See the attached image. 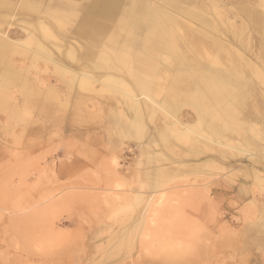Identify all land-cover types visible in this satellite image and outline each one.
I'll return each mask as SVG.
<instances>
[{
	"label": "rangeland",
	"instance_id": "obj_1",
	"mask_svg": "<svg viewBox=\"0 0 264 264\" xmlns=\"http://www.w3.org/2000/svg\"><path fill=\"white\" fill-rule=\"evenodd\" d=\"M96 2L44 0L41 14L16 10L15 15L0 7V56L13 52L14 70L23 69L37 95L29 102L20 84L0 77V264H264V0H183L185 12L168 0H108L104 13V4ZM147 2L150 13L144 12ZM131 4L135 10L123 17ZM89 8L96 11L95 28L86 21ZM42 17L62 41L36 31L47 49L25 30L31 25L26 22ZM157 18L190 58L183 56L182 65L164 60L167 75L156 79L160 88L154 94L159 102L137 97L143 114L135 135L129 124L119 129L109 111L114 106L129 122L135 113L124 106L125 92H114L122 90L119 83L105 80L108 75L125 78L122 71L90 66L94 82L83 87L71 73L82 70V63L100 62L93 53L98 55L102 46H94V37L111 32L120 39L130 33L122 22L132 25L133 35H145L148 20ZM71 44L77 47L74 61L66 53ZM109 53L131 67L159 59L148 52L137 51L133 58L122 50ZM196 61L200 68L223 70L229 79L214 80L211 93L200 75L204 68L193 67ZM185 62L192 70L178 71L187 67ZM126 78L133 89L126 93L135 100L133 79ZM174 78L185 86L178 98H190V104L172 96L163 100ZM191 80L192 88L199 81L207 103H192ZM220 84L222 92L216 91ZM212 100L214 123L207 127L203 107L210 111ZM166 101L184 103L177 120L169 119ZM175 120L180 128L206 132L208 139L194 129L198 134L175 137L170 133ZM152 190L157 191L154 200L164 190L165 200L157 215L148 208L142 221ZM152 216L155 233L147 241ZM141 244H148L149 252Z\"/></svg>",
	"mask_w": 264,
	"mask_h": 264
},
{
	"label": "crops",
	"instance_id": "obj_2",
	"mask_svg": "<svg viewBox=\"0 0 264 264\" xmlns=\"http://www.w3.org/2000/svg\"><path fill=\"white\" fill-rule=\"evenodd\" d=\"M96 1L97 2L95 4L97 5V3H98V5L100 7L102 4H104L102 7L103 8L102 11L104 13L105 12L104 9H106V7L108 5L106 3V1H108V0H96ZM132 1H134V0H131V2ZM150 1L152 2V0H148L149 4H150ZM168 1L172 2L174 7L177 8L178 10L185 12V10H186L185 6L181 5L183 0H168ZM148 2L146 4L147 6H145L147 8L144 9V12L146 11L145 13H150L152 11V9H150L151 5H149ZM43 3H44V0H40L38 2H36L34 0H0V7L6 8V10L11 12L12 14H15L16 10L20 14H23V13H29L30 14L33 12H34V14L35 13L40 14L43 12V10H41V6ZM99 9H97V10L99 11ZM134 10H135V6L131 4L130 6H127V8L124 11L122 10V16L126 17L128 14L132 13ZM94 12L96 13L95 10L91 11L90 8L85 12V16H87L86 21L91 22V24L94 20V18H93ZM15 15H17V14H15ZM34 19H35V17H34ZM152 20L153 19L148 20V25H147V31L148 32L145 35H139V34L133 35L132 34L133 32L130 31L131 30L130 28L132 27V25H127L124 22H122V24H121L122 29L126 30V31L128 30L130 33L125 32V34H122L120 36L119 40L115 39L111 32L110 33L107 32L106 34H104L102 39H96V37H94V33L92 34V37H94V39H93L94 46H97L99 44H101V46H103L101 49L103 51H101L98 55H96V53H95V56H94V53L92 52L93 57L95 59L100 60V62H97L95 60H94V62L100 68L107 67L105 69H114V70L117 69V70L122 71L124 74H127V75L130 74V76L133 79L131 84H133V86H134L133 88L136 92L135 105L138 102L136 100L138 99L137 97L139 95H144L148 99H151L153 102H159L154 97V94H156L158 92V91H155L156 87L159 88V84L157 83L156 79L158 78L157 80H159V78L161 76H163L166 73V70L168 69V67L166 69V67L164 65H162L163 63H165L163 60L173 58L172 62H176L178 65H182V64H184L183 63V56L185 58L187 57L188 59L190 58V57L186 56V52H185L184 48L182 47V44L179 41L178 37L176 35L173 36L171 33H168V30L166 29V27L164 25L165 22H163L161 19H158V18L155 19L153 22H152ZM139 24L140 23H138V22H134V25H135L134 28L139 27ZM158 25L160 27H157ZM92 26H93V24H92ZM128 27H130V28H128ZM92 28H95V26H93ZM135 32H136V29H135ZM163 36H165L164 39H163ZM185 38L192 43V40H191L192 35L191 34L186 33ZM225 46L226 45H223L222 47H225ZM104 47L106 48L105 49L106 51H104V49H103ZM108 49L112 50V52L113 51L119 52L120 50L125 51L126 55L127 56L130 55V56H132V58H133V56H135L137 51L138 52H144V53L148 52L150 54L154 53V54H158L159 59L157 58V61L155 59L154 60H143V61H141V64H143L142 67H134V66L131 67L129 65V63L128 64L124 63V65H123L121 63H118L116 60H113ZM11 53H13V52L6 51L2 56H0V77L3 80H5L6 83H7V81H11L13 84H16V85L20 84L25 89L24 90V92H25L24 97L27 101H29V102L37 101V95L34 91V88L31 86L29 80L27 78H25L26 76H24L22 74V73H24L23 69H21L20 71L14 70L13 67H14L15 61L10 60L12 58L10 56ZM163 53H164V55H162ZM165 54L167 55V57L165 56ZM128 60L130 61L131 58H128ZM126 61L127 60H124V62H126ZM185 64L187 65V67H179L177 70L179 71L180 68H181L180 70H183L185 68V69H187V70L189 69L191 71L192 65L189 62H187V63L185 62ZM192 64H193V67H195V68L196 67H198L199 69L204 68V70H205L204 73H202L200 75L202 76V80L204 82L205 89H209L211 93L214 90V85H213L214 80H217L219 78H222L221 80L229 79L227 76H224L225 73H223L222 72L223 70H221L219 68L214 69L212 66H203L202 68H200V66H198L199 64L197 61L192 63ZM150 70L152 72L149 74ZM172 70H175V67H173ZM124 76L126 78V75H124ZM176 77H177V75L175 76V78ZM235 77H237V75ZM175 78H174L175 82L173 84L172 89L166 93V96L163 98V100H167L172 96L173 99H175L176 101L183 102L186 99L185 100L179 99L178 97H180V96H178V94H179V92H181L183 90L182 88H185V86H182L183 84L180 83V81H179L180 79L178 80ZM225 78H227V79H225ZM232 80L234 82H236V80H234L233 78H232ZM177 82L181 85L178 86ZM235 84H237V83H235ZM66 86H68L69 89L73 90L72 87L70 88L69 84H67ZM189 87H190L189 92H191L190 94H192V90L194 92V94H193L194 98L192 100V103H198V104H202V102L207 103L206 94L203 93L204 89L201 88L199 81H197V82L194 81V87L192 88V80H191V85ZM174 90H176V93H173V95H172V92ZM219 90H220V92H222L224 90V86L222 84L218 85V88L216 87V91H219ZM225 91H226V87H225ZM202 96H203V98H202ZM221 96L223 97V95H221ZM227 97H228V94L224 96V98H227ZM224 98L220 99L218 104H220L221 102H225ZM189 100H190V98H188L186 100V102L189 103ZM210 103L212 105V106H210V111L206 107L202 106L203 110H204V116L203 117H204V121H205V124L207 127H209V125H212L214 123L213 122L214 117L211 115L213 112V107H214L213 100L210 101ZM137 104H138V105H136V109L138 108L137 110L135 109V105H134V108H132V109H135L134 112L136 114L133 113V116H132V119L130 122L127 121L126 118H124V116H126V113H124V115L123 114L121 115L120 111L118 109H116L114 106H110L109 111L114 116L115 123L117 124L119 129L121 128V129L125 130V127H127V124H129V126L131 128V130L129 132L131 134H135V133L137 134V132H139L140 127H141L140 118L143 114V112H142L143 106L141 105L140 102H138ZM124 122H125V124H124ZM125 133H127V131Z\"/></svg>",
	"mask_w": 264,
	"mask_h": 264
},
{
	"label": "bare ground",
	"instance_id": "obj_3",
	"mask_svg": "<svg viewBox=\"0 0 264 264\" xmlns=\"http://www.w3.org/2000/svg\"><path fill=\"white\" fill-rule=\"evenodd\" d=\"M146 12V11H145ZM41 14V13H40ZM4 18H8V17H10L11 15L10 14H4V15H2ZM45 17V16H44ZM44 17H42V19H40L39 20V22H37V23H31V22H26L25 24L27 25V24H31V25H29V27L28 26H26L25 27V30L26 31H28V29L30 30L29 31V39L30 40H32V41H34L37 45H38V47H40V48H42V49H47V45H46V43L45 42H43L42 40H40L39 39V36H38V34H37V32L36 31H39V30H42L43 32H44V34H46L45 36H47L48 38H51V39H53V40H58V42L59 41H61V38L58 36V33L53 29V27L52 26H50L49 24H48V21L44 18ZM54 20V22L57 24V25H59L60 27H62V29L64 28V23H62V21H60V19H58V18H53ZM155 23V22H154ZM89 24V23H88ZM155 25V24H154ZM0 26H2V25H0ZM31 26H32V28H31ZM60 27H58V28H60ZM23 29V28H22ZM32 29V30H31ZM65 29V28H64ZM162 32V31H161ZM82 33V32H81ZM156 33V32H155ZM125 34V33H124ZM157 34V33H156ZM87 35V34H86ZM152 35V34H151ZM44 36V37H45ZM158 37V36H157ZM7 38H8V36H7ZM45 39H46V37H45ZM124 39V38H123ZM119 40V39H118ZM11 41V40H10ZM26 41V40H25ZM24 41V42H25ZM62 42V41H61ZM117 43V42H116ZM1 44V43H0ZM136 44V43H135ZM55 46H57V48H61V46H58L56 43H55ZM121 46V45H120ZM162 46V45H161ZM103 47V46H102ZM76 46L75 45H69V46H67V48H66V53L68 54V56L71 58H68V59H70V60H72V59H75L77 56H76ZM135 48V47H134ZM106 49V48H105ZM2 50V49H1ZM59 50V49H58ZM109 50V49H108ZM125 50V49H124ZM49 51V50H48ZM57 51V50H56ZM103 51V50H102ZM105 51V50H104ZM110 51H112V50H110ZM109 51V52H110ZM49 52H51V51H49ZM178 52V51H177ZM229 53V52H228ZM237 53H238V51H237ZM108 54V53H107ZM240 54V53H239ZM162 55H164V53L162 54ZM241 55V54H240ZM67 56V55H66ZM165 56L167 57V55L165 54ZM170 56V55H169ZM176 57V56H175ZM236 57H238V56H236ZM242 57V56H241ZM170 58V57H169ZM56 59V58H55ZM173 59V58H172ZM240 60V59H239ZM57 61V60H56ZM72 61H74V60H72ZM164 61V60H163ZM166 61V60H165ZM164 61V62H165ZM230 61V60H229ZM115 62V61H114ZM232 62V61H231ZM58 63V62H57ZM116 63V62H115ZM59 64H60V62H59ZM64 64V63H63ZM81 64V63H80ZM241 64V63H240ZM60 65H62V64H60ZM162 65H164V64H162ZM235 65V64H234ZM67 66V65H66ZM90 66H92L93 68H95V69H97V68H100L99 66H97V65H89V64H87V63H82L81 65H80V67H82V70H80V69H76L74 72H72L71 74V77L73 78V80L74 81H76V82H78V84L79 85H82V87H83V85H88L89 83H92V82H94L93 80H92V76L91 77H89L88 76V74L90 73ZM156 66V65H155ZM65 67V66H64ZM103 67V66H102ZM234 67V66H233ZM69 68V67H68ZM105 68H107V67H105ZM71 69V68H70ZM163 69V68H162ZM234 69H236V70H238V68H234ZM173 71V70H172ZM162 72V71H161ZM70 74V73H69ZM163 74V73H162ZM166 74V73H165ZM169 74H171V73H169ZM67 75V74H66ZM91 75V74H90ZM126 75V74H125ZM167 75V74H166ZM165 75V76H166ZM68 76V75H67ZM165 76H164V78H165ZM106 77V76H105ZM103 78V77H102ZM107 79H105V80H108V81H111V82H113V83H119V87H121L120 88V90L122 91H114L115 93H117V92H119L120 94H122V95H124V92H125V95H124V97L125 98H123V99H125L126 100V103H125V107H128L129 109H132V108H134V103H135V100H133V98H130V97H128V95H127V91H130V92H133V89H132V87H131V85H130V83L124 78V77H122V76H118V77H114V76H111V75H108V77H106ZM206 78V77H205ZM158 79V78H157ZM163 79V78H162ZM169 79V78H168ZM95 80H97V79H95ZM103 81V83L104 82H108V81ZM100 81V80H99ZM75 82V83H76ZM109 83V82H108ZM107 83V84H108ZM77 84V85H78ZM93 84V83H92ZM97 84V83H96ZM219 84V83H218ZM115 85V84H114ZM113 85V86H114ZM117 85V84H116ZM112 86V85H111ZM197 86V85H196ZM102 87H103V85H102ZM104 88V87H103ZM116 88H117V86H116ZM160 88V87H159ZM93 89V88H92ZM119 89V88H118ZM106 90V89H105ZM109 90H111L110 88H109ZM101 91V90H100ZM109 92V91H108ZM172 93H176V91L174 90ZM158 94V93H157ZM78 95V94H77ZM123 97V96H122ZM135 99V98H134ZM138 103V102H137ZM182 103V102H181ZM181 103H177V102H170V101H166V103H165V105H166V109L167 110H169L168 112H170V114H172V115H170V117H169V119H178V117H179V114H178V110H180L181 109V105H183L184 106V103L183 104H181ZM224 103V102H223ZM119 104V103H118ZM121 104V103H120ZM138 105V104H137ZM135 109H136V107H135ZM134 109V110H135ZM138 109V108H137ZM136 109V110H137ZM163 109V108H162ZM136 114V113H135ZM169 116V115H168ZM176 120L174 121L175 123H172V128L170 129V133H172L175 137H177V138H182L183 140L187 137V138H189L190 137V134L192 133V132H198V133H201V134H199L200 136H203V137H206L207 139H208V136H207V133L206 132H203V131H199V130H196V129H194V127L193 128H188L189 126H187V127H185V128H180V127H178L177 126V124H180L181 125V123L180 122H176ZM203 121V120H202ZM201 121V118L200 119H198V125L197 126H199L200 127V129L202 128L201 127V125L203 124V122ZM187 123V122H186ZM124 124H125V122H124ZM127 124V123H126ZM134 124V123H133ZM191 127V126H190ZM210 127V126H209ZM216 127V126H215ZM196 130V131H194V130ZM192 131V132H191ZM191 132V133H190ZM196 132V133H197ZM214 132H216V134L217 133H220V130H216V128L214 129ZM190 133V134H189ZM197 133V134H198ZM193 134V133H192ZM199 135H197V136H199ZM170 136H171V134H170ZM189 136V137H188ZM203 139H205V138H203ZM167 140H169L168 138H167ZM166 140V141H167ZM190 140V139H189ZM170 142V141H169ZM224 147H225V145H223ZM222 146V147H223ZM228 153V152H227ZM229 154V153H228ZM232 154V153H231ZM158 155V154H157ZM230 156V155H229ZM224 157V156H223ZM159 158V157H158ZM169 158V157H168ZM165 159H167V158H165ZM212 161H213V159H211ZM114 161V165H116V166H118V164L119 163H117L116 162V160L114 159L113 160ZM210 161V160H209ZM175 162V161H174ZM170 164H172V163H170ZM170 164H168V165H170ZM175 164V163H174ZM174 166H176V165H174ZM161 167V166H160ZM231 167V166H230ZM233 168V167H232ZM114 169V168H113ZM160 169L161 168H159V171H160ZM157 170H158V168H157ZM156 170V171H157ZM163 170H167L166 168H163ZM230 170V169H229ZM234 170V169H233ZM161 172H163V171H161ZM114 173H116V171L114 172ZM157 173V172H156ZM163 174V173H162ZM160 175H161V173H159V177H160ZM168 176V175H167ZM157 180H159V178L157 179ZM160 181V180H159ZM71 184V183H70ZM159 193V192H158ZM161 196L159 197V198H157V200L155 199L154 200V198L155 197H157V191H155V190H152L151 192H149V194H153L154 195V197H152L153 198V200H152V204L150 205V207H147L146 208V210L144 211V214H143V218H142V221H144L145 219H146V217L148 218V208H151V207H153V215H155L156 213L155 212H157V208L164 202V200H165V193H164V190H162L161 191ZM140 194H142V193H140ZM140 194H138V196L140 195ZM149 202H147V204H148ZM143 210H144V208H143ZM151 214V213H150ZM157 215V214H156ZM146 221H148V220H146ZM156 224V221H155V217H151L150 218V220H149V227H148V231L146 232V233H144V235H145V238L147 239V241L148 240H150L151 238H152V235H153V233H155V227H153L154 225ZM147 227V226H146ZM153 232V233H152ZM155 238V237H154ZM157 238V237H156ZM130 240V239H129ZM146 241V242H147ZM144 242H145V240H144ZM162 244V243H161ZM141 247H142V249L144 250V251H146V252H149V246H148V244L146 245V244H141ZM151 252V251H150Z\"/></svg>",
	"mask_w": 264,
	"mask_h": 264
}]
</instances>
